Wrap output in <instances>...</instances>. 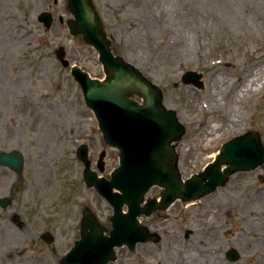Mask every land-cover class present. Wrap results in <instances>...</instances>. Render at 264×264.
<instances>
[{"label": "rangeland", "instance_id": "1", "mask_svg": "<svg viewBox=\"0 0 264 264\" xmlns=\"http://www.w3.org/2000/svg\"><path fill=\"white\" fill-rule=\"evenodd\" d=\"M94 3L114 53L164 89L166 107L177 110L186 126L177 147L185 178L201 172L225 142L245 131L260 132L264 142V76L257 79L264 63V0ZM46 11L55 18L49 30L38 22ZM69 18L68 0H0V152L19 150L26 159L22 179L0 167V198L12 199L0 207V264H59L79 235L85 206L110 225L113 210L86 186L76 152L87 143L93 169L107 178L119 166V154L104 142L80 86L55 50L64 47L71 63L92 77L102 78L104 71L97 51L70 34ZM188 71L204 75L203 90L181 83ZM103 152L101 174L97 161ZM261 175L264 165L235 174L193 204L176 202L166 225L175 228L168 232L170 248L122 249L113 264H264ZM16 214L25 226L14 222ZM142 222L153 229L152 220ZM188 229L195 231L190 239ZM47 231L55 237L51 245L40 238ZM230 249L239 260L227 259Z\"/></svg>", "mask_w": 264, "mask_h": 264}, {"label": "water", "instance_id": "2", "mask_svg": "<svg viewBox=\"0 0 264 264\" xmlns=\"http://www.w3.org/2000/svg\"><path fill=\"white\" fill-rule=\"evenodd\" d=\"M68 7L74 17L68 21L71 34L83 35L86 43L96 49L106 78L92 79L79 67H73L72 74L82 88L87 106L95 113L105 141L120 151V166L111 181L99 178L91 169L87 148L79 149L78 157L85 165L87 185L95 187L114 208L113 229L109 236H105L106 229L86 209L82 240L66 256L63 264H108L116 260L117 247L127 246L134 250L138 243L159 240L157 234H151L147 227L140 225L138 217L141 214L149 215L159 207L167 209L177 199L191 202L215 192L227 184L234 173L261 166L264 147L258 133L237 137L222 147L221 154L205 171L183 181L178 169L176 145L172 144L182 139L186 129L179 123L177 113L164 107L162 90L136 67L114 55L112 43L104 32L92 0H68ZM39 20L47 28L53 23L50 13H43ZM57 56L65 67L70 66V62L64 59L63 49L57 51ZM200 78L188 73L183 80L186 84L203 87ZM133 96L142 97L144 104L134 101ZM23 164L24 157L17 151L0 154V165L9 166L18 173L22 172ZM99 169L104 171L102 162ZM154 185L166 189L162 204L150 200L145 209H141L145 194ZM2 205L6 206L7 201ZM125 206L128 207L126 214L123 212ZM44 239L51 241L53 237L48 233ZM228 256L233 261L239 259L236 251Z\"/></svg>", "mask_w": 264, "mask_h": 264}, {"label": "flooded vegetation", "instance_id": "3", "mask_svg": "<svg viewBox=\"0 0 264 264\" xmlns=\"http://www.w3.org/2000/svg\"><path fill=\"white\" fill-rule=\"evenodd\" d=\"M161 195H162V189L160 188H153L150 192H149V195L147 198H157V199H160L161 198ZM9 202H10V205L12 204V199L9 198ZM174 206V205H173ZM173 206H171V208L167 211V212H156L154 213L151 217H148L146 219H149V220H152V223L150 224V226H153V229H150L153 230L154 232H158L161 236H162V239L161 241L157 244V245H154V244H149L151 246H154L156 248L157 251L159 252H163L164 250L162 249V247L164 246L166 249L167 248H170V243L171 242H168V240L172 239V236L169 235L168 232L172 231L174 228V226L172 225L170 228L167 227V222L171 220V213H169V211L173 208ZM92 211V209H91ZM83 213V212H82ZM94 213V212H93ZM173 213V212H172ZM82 220V218H81ZM81 220L79 221V227H78V230H79V235L78 237H76V239L74 240V245H77L78 242L81 241ZM14 222H16L19 227H23L25 226V224L23 222H21L19 220V222H17L15 216H14ZM13 223V222H12ZM144 223V222H143ZM146 224V223H144ZM148 225V224H146ZM149 226V225H148ZM165 236V239L163 238ZM54 241H55V238H54ZM54 241L51 243L53 244ZM146 245V244H145ZM68 253V252H67ZM66 253V254H67ZM65 254V255H66ZM64 255V256H65ZM62 258H59L58 259V263L61 264L62 262Z\"/></svg>", "mask_w": 264, "mask_h": 264}, {"label": "bare ground", "instance_id": "4", "mask_svg": "<svg viewBox=\"0 0 264 264\" xmlns=\"http://www.w3.org/2000/svg\"><path fill=\"white\" fill-rule=\"evenodd\" d=\"M237 1H238V4H239L242 0H237ZM263 65H264V63H263ZM263 65H262V67L259 65L260 68H258V70H259V71H258V74H257V76H258V77H257L258 81H261V80H262V76H264V68H263L264 66H263ZM227 85H229V86H228L229 88H227V89L230 90V81H228ZM227 89H226V90H227ZM230 123H231V124H234V121L231 120V121L229 122V124H230ZM224 124H225V122H223V123L221 124V128H223V127L226 125V124H225V125H224ZM230 126H231V125H230ZM226 127H228V126H226Z\"/></svg>", "mask_w": 264, "mask_h": 264}]
</instances>
